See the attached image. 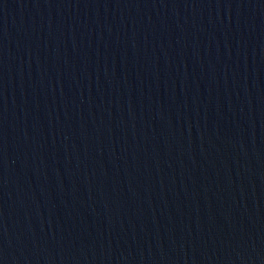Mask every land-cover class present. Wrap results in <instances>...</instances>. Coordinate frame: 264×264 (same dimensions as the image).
Segmentation results:
<instances>
[{"label": "water", "instance_id": "obj_1", "mask_svg": "<svg viewBox=\"0 0 264 264\" xmlns=\"http://www.w3.org/2000/svg\"><path fill=\"white\" fill-rule=\"evenodd\" d=\"M0 264H264V0H0Z\"/></svg>", "mask_w": 264, "mask_h": 264}]
</instances>
